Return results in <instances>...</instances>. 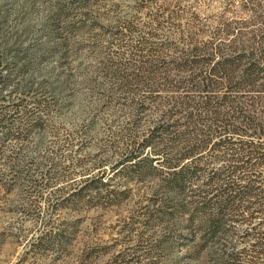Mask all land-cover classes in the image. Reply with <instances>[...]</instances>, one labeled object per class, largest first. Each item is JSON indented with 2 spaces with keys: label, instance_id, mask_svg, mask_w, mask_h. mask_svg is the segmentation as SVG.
I'll list each match as a JSON object with an SVG mask.
<instances>
[{
  "label": "trees",
  "instance_id": "obj_1",
  "mask_svg": "<svg viewBox=\"0 0 264 264\" xmlns=\"http://www.w3.org/2000/svg\"><path fill=\"white\" fill-rule=\"evenodd\" d=\"M114 1L55 0V16L64 41L93 39L100 79L126 83V101L108 104L124 119L91 165L77 157L85 129L58 133L34 181L85 177L76 199L89 209L142 195L151 227L174 233L180 264H264V29H249L264 25V0H241L254 17L244 23L209 27L185 0H142L100 26ZM26 101L0 105V149L16 140L17 159L52 114L42 96Z\"/></svg>",
  "mask_w": 264,
  "mask_h": 264
},
{
  "label": "rangeland",
  "instance_id": "obj_2",
  "mask_svg": "<svg viewBox=\"0 0 264 264\" xmlns=\"http://www.w3.org/2000/svg\"><path fill=\"white\" fill-rule=\"evenodd\" d=\"M141 1L115 0V12L99 25L131 17ZM182 6H193L209 27L220 18L242 23L254 18L241 0H185ZM55 13V0H0V105L41 96L52 105L45 125L25 132L21 158L16 140L0 149V264H180L174 233H165L164 224L151 227L144 215L149 200L142 195L89 209L76 199L85 177L61 176L48 185L34 181L38 165L55 156L50 145L58 133L85 129L88 139L77 157L88 165L100 159L110 127L124 119V111L113 106L127 98L126 83L99 78L98 58L85 45L93 39L64 41ZM249 29L259 32L264 25ZM56 232L61 243L51 240Z\"/></svg>",
  "mask_w": 264,
  "mask_h": 264
}]
</instances>
